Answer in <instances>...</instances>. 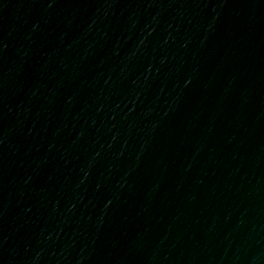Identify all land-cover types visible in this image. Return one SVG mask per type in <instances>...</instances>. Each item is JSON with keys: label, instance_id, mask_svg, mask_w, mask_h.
<instances>
[{"label": "water", "instance_id": "water-1", "mask_svg": "<svg viewBox=\"0 0 264 264\" xmlns=\"http://www.w3.org/2000/svg\"><path fill=\"white\" fill-rule=\"evenodd\" d=\"M0 264H264V0H0Z\"/></svg>", "mask_w": 264, "mask_h": 264}]
</instances>
